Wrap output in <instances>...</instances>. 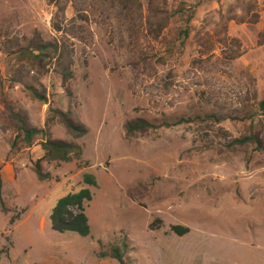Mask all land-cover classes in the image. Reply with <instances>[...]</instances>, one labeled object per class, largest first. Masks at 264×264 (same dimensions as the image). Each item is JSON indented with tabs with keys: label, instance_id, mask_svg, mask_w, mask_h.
<instances>
[{
	"label": "rangeland",
	"instance_id": "374dc122",
	"mask_svg": "<svg viewBox=\"0 0 264 264\" xmlns=\"http://www.w3.org/2000/svg\"><path fill=\"white\" fill-rule=\"evenodd\" d=\"M262 100L264 0H0V264H264Z\"/></svg>",
	"mask_w": 264,
	"mask_h": 264
},
{
	"label": "trees",
	"instance_id": "16d2710c",
	"mask_svg": "<svg viewBox=\"0 0 264 264\" xmlns=\"http://www.w3.org/2000/svg\"><path fill=\"white\" fill-rule=\"evenodd\" d=\"M185 34L189 36V29L185 30ZM47 49L48 46L40 47L38 49L40 51L39 55H42L43 51ZM260 108L264 111V100L261 101ZM65 122L71 130H80L71 119L65 117ZM146 125V122L137 121L136 123L129 125V130L135 131L145 129ZM21 128L25 132L28 140L33 139L40 133V130L28 128L24 123ZM251 140L256 141L260 146L261 141L252 136L238 140V142L244 143ZM43 145L46 152L45 157L49 160L70 161L75 156L80 158L83 153L79 145L61 140L48 139ZM37 173L40 177H43V172L39 165L37 166ZM84 182L88 187H84L78 192L67 194L60 199L57 206L54 208L53 213L51 214L53 230L60 233L75 232L85 237L92 233L90 219L87 214V207L94 198V193L91 188L98 187V180L95 175L87 173L84 175ZM173 230L180 235L189 231L188 228L181 226H176ZM112 256L119 260L121 264H125L124 256L120 248H115L112 252Z\"/></svg>",
	"mask_w": 264,
	"mask_h": 264
}]
</instances>
